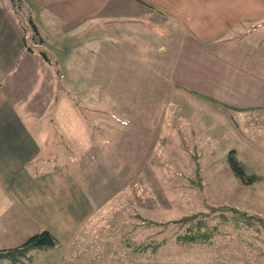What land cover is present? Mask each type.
<instances>
[{"label": "rangeland", "instance_id": "obj_1", "mask_svg": "<svg viewBox=\"0 0 264 264\" xmlns=\"http://www.w3.org/2000/svg\"><path fill=\"white\" fill-rule=\"evenodd\" d=\"M90 21H62L61 31L44 36L41 44L35 41L41 42L42 36L32 33L33 27L26 21L28 40L36 50L32 59L36 60L29 69L18 68L22 75L15 81L20 94L31 95L29 103L33 105L35 96L46 97L51 79L48 73L55 67L60 82L59 88L52 83L55 91L58 88L57 101L49 102L52 95H47L48 102L41 101L34 108L40 111L41 125L56 122L55 126H62V131L59 126L52 130L57 135L55 142L60 136H67L61 137L64 141L73 139L66 160L86 187L92 184L89 173L94 178L96 175L99 185L102 175L118 166L114 160L120 141L115 136L118 126L136 124L144 109L165 110L151 115L145 145L128 150L127 164L121 161L128 178L122 179L114 195L109 193L98 201L104 206L94 215V246L104 254L110 252V258L92 259V254L74 258L72 250L56 245L35 248L28 253L29 258L18 263L2 256L0 264H264L262 52L255 49L259 60L251 66L245 57L239 76L231 84L219 85L226 95H190L189 91L187 95H129L124 88L133 85H124L125 68L114 64L120 62L112 59L107 67L101 53L89 50V44H102L103 34L100 26L89 28ZM43 55L52 61V69L42 63ZM232 69L223 67L224 77L230 78ZM28 71L29 80L23 75ZM237 78L239 82L255 81L252 85L259 89L257 96L248 95L257 89L246 95V86L239 87ZM120 92L124 94L116 95ZM134 112L140 113L139 118H134ZM55 115L60 116L55 119ZM61 115L63 121H59ZM143 116L146 119L147 112ZM107 118L109 123L103 122ZM157 121H162L161 128ZM70 125L76 139L65 128ZM152 134L161 137L156 142ZM231 154L242 161L244 173L232 166ZM213 211L222 225L210 243L176 241L188 225L183 217L191 222L189 217Z\"/></svg>", "mask_w": 264, "mask_h": 264}, {"label": "crops", "instance_id": "obj_2", "mask_svg": "<svg viewBox=\"0 0 264 264\" xmlns=\"http://www.w3.org/2000/svg\"><path fill=\"white\" fill-rule=\"evenodd\" d=\"M72 20H91L89 28H102V44L88 48L101 53L107 67L112 59L120 62L114 64L125 68L124 85H133L124 88L129 95H187L188 91L190 95H226L219 85L231 84L239 76L245 57L247 65L253 66L258 59L255 49H259L264 59V0H0V248L20 244L47 228L60 239L57 246L72 250L74 258L92 254V259L100 260L104 255L110 258V252L104 254L94 246V215L104 206L98 201L114 195L122 179L128 178L121 161L127 164L128 150L145 145L151 115H161L165 109L134 112V118L140 116L136 124L118 126L115 136L120 141L114 151L118 166L110 167L99 185L96 175L89 173L92 184L87 188L66 160L73 139L64 141L61 137L67 136H60L55 142L52 130L59 126L62 131V126L41 125L40 111L34 108L48 102L47 95H52L49 102L58 99L60 82L52 61L43 55L44 66L53 67L46 97L35 96L31 105V95L20 94L15 86L22 75L17 69H29L36 60L26 21L32 33L42 36L41 42L35 41L41 44L44 36L61 31L62 21ZM223 67L234 68L230 78L224 77ZM29 73L23 74L28 80ZM52 83H57L56 91ZM236 84L246 86V95L249 90L257 89L248 95L259 91L252 85L255 81L237 78ZM156 124L162 127V121ZM65 128L76 139L74 127ZM152 135L156 142L161 137Z\"/></svg>", "mask_w": 264, "mask_h": 264}, {"label": "trees", "instance_id": "obj_3", "mask_svg": "<svg viewBox=\"0 0 264 264\" xmlns=\"http://www.w3.org/2000/svg\"><path fill=\"white\" fill-rule=\"evenodd\" d=\"M230 159L232 166L236 170H238L237 172H245L241 160H238L233 154L230 155ZM197 171L200 173L199 166L197 167ZM255 177L256 176L253 175L252 179L254 180ZM225 216L227 217V221H229L228 216L226 214ZM218 217L219 216L215 211L210 212L208 214H202L201 216L199 214H195V216L189 217L191 219V222L190 220L185 219L183 217L182 220L188 221V225L187 227H185V230L183 232L177 235L176 241L178 243L182 242L189 244L210 243L217 231L220 232L221 229L220 227L222 225V222L218 220ZM125 241L128 245H131V242L127 240ZM60 242V239L50 229L45 228L37 233L30 235L26 240H24L20 244H17L12 247L0 248V257L7 256L14 263H18L19 261H23L24 259L29 258L28 253L31 250L35 248H48L56 246L59 245Z\"/></svg>", "mask_w": 264, "mask_h": 264}]
</instances>
